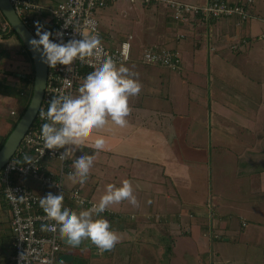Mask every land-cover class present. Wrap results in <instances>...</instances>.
I'll return each instance as SVG.
<instances>
[{
    "label": "crops",
    "instance_id": "crops-1",
    "mask_svg": "<svg viewBox=\"0 0 264 264\" xmlns=\"http://www.w3.org/2000/svg\"><path fill=\"white\" fill-rule=\"evenodd\" d=\"M33 1L50 7L61 0ZM178 1L203 6L214 0ZM224 1L242 5L245 17L198 22L200 16L190 14L182 25L187 39H180L178 28L175 39L142 46L187 54L188 59L180 57L178 71L140 62L132 42V58L123 65L136 74L141 88L129 97L127 124L120 127L109 120L93 129L71 154L62 183L96 203L107 184L119 186L127 179L137 203L123 200L98 214L119 237L112 249L98 252L87 239L77 247L62 244L60 264H264V0ZM126 6L131 4L120 0L97 12L110 44L137 29L138 17L128 19ZM160 6L165 19L170 18L165 5L139 4L143 17L146 8L148 13ZM5 23L0 22V45L13 39L4 36ZM150 27L157 36L165 35V29ZM12 58L8 66L13 78H0V98L25 101L33 63L22 49ZM21 110L12 108L8 114L15 117ZM13 122L0 119V141ZM97 136L105 138L104 150L90 146ZM80 153L94 155L83 184L70 175L72 160ZM47 164L57 170L56 162ZM0 201V224L5 226L0 230V264H12L10 213L1 193Z\"/></svg>",
    "mask_w": 264,
    "mask_h": 264
},
{
    "label": "built area",
    "instance_id": "built-area-1",
    "mask_svg": "<svg viewBox=\"0 0 264 264\" xmlns=\"http://www.w3.org/2000/svg\"><path fill=\"white\" fill-rule=\"evenodd\" d=\"M120 0H61L55 6L43 7L33 0H10L21 21L35 36V22L43 24L44 29L52 33H63V41L82 39L83 35L95 33L100 38V50L85 57L82 61L74 59L71 65H57L55 68L47 66L46 83L37 114L27 132L21 139L10 160L0 169V193L10 213V229L12 234L13 254L12 264H56L57 256L61 252L62 235L58 228L53 230L56 222L46 216L40 206V198L51 192H61L64 196L63 204L83 209L90 208L95 202L86 198L78 188L66 189L62 178L70 172L69 158L63 160L60 149H46L41 139V125L45 122L39 112L47 110L51 99L61 94L77 95V89L82 78L92 71V66L110 56L117 66L127 63L132 58V35L127 34L118 43L110 44L102 35L97 12ZM129 4H160L170 10V18L186 22L190 14L199 15L202 21L218 19L223 16L237 14L245 17L242 5H233L224 0H214L203 6L194 5L178 0H124ZM8 24L3 25V30ZM55 42H60L55 35L51 36ZM129 44L127 58L121 55L123 43ZM153 57L145 58V54ZM144 64H157L171 70H180L181 59L175 49L158 47L155 45L142 47L137 54ZM65 147H71L67 145ZM47 161L57 163L54 171ZM30 179L36 185L25 182ZM75 194V195H74ZM82 199L84 203L78 204ZM105 212V211H104ZM103 213V212H102ZM25 253L20 261V254Z\"/></svg>",
    "mask_w": 264,
    "mask_h": 264
},
{
    "label": "clouds",
    "instance_id": "clouds-1",
    "mask_svg": "<svg viewBox=\"0 0 264 264\" xmlns=\"http://www.w3.org/2000/svg\"><path fill=\"white\" fill-rule=\"evenodd\" d=\"M55 35L60 42L50 39ZM32 49L39 53L41 61L50 68L58 64L69 66L74 59L84 60L85 57L99 52L101 44L97 34L83 35L82 39L63 41V33H52L44 29L43 24L35 22V38L28 41ZM129 44L123 43L121 55L127 58ZM147 60L153 59L147 53ZM135 73L123 64L117 66L110 56H106L92 66V71L82 78L77 95L61 94L50 100L47 110L39 112L45 122L41 125V139L46 149H60L63 160L75 152L93 129L104 127L109 120L120 127L127 124L126 117L130 112L129 97L137 95L141 84L135 79ZM70 145L71 147H65ZM99 151L106 147L103 136H97L90 145ZM94 155L80 153L72 160L73 172L70 175L83 184L88 178L93 165ZM75 195V194H74ZM61 192L47 193L40 198V206L46 216L56 222L53 230L59 232L72 244L78 245L82 239L90 240L97 251L110 250L118 242L119 237L110 228L109 222L99 213L114 203L127 200L137 203L133 194L132 184L124 179L119 186L109 183L98 202L90 208L79 212L63 204ZM83 204L82 199L77 200ZM95 217V218H94ZM25 253L20 254V261Z\"/></svg>",
    "mask_w": 264,
    "mask_h": 264
},
{
    "label": "rangeland",
    "instance_id": "rangeland-1",
    "mask_svg": "<svg viewBox=\"0 0 264 264\" xmlns=\"http://www.w3.org/2000/svg\"><path fill=\"white\" fill-rule=\"evenodd\" d=\"M48 0H39V2H47ZM50 3L56 2L57 0H49ZM48 1V2H49ZM48 3V4H50ZM54 4V3H53ZM52 5V4H51ZM127 14H128V19L131 18L132 20H135L138 17V21H136L135 23L137 24V29L134 30V32H132L133 35V45L136 47V49L139 50L140 52V48L146 44H148L149 42H155V41H161V42H168L170 40H172L173 38L175 39V33L177 32V29L180 28L181 29V33H182V37L180 39H184L182 41H184L185 39H187L188 37L186 36V32L185 30L183 31V23L181 21H177L174 20L172 18H166V12L163 11L162 7H158L157 10H153L147 13V9L145 10L146 15L143 17L142 16V11L144 10L143 8L139 7V4H133L131 5V7H127ZM141 10V11H140ZM146 17V18H145ZM149 19V21H148ZM170 21V23L168 22ZM0 22H2V17H1V13H0ZM150 22H153L155 24V26L153 27V24H151ZM175 24H177L178 26H176ZM127 25H130L129 23H127ZM131 26V25H130ZM150 26H152L155 31L160 32L161 29H165L164 33L165 35H162L160 33L159 36H157V33L155 32H151L150 31ZM167 26V27H166ZM31 33L32 30L34 29L31 27L28 28ZM133 29V27H132ZM123 30V29H120ZM3 31V30H2ZM128 32L130 30H127ZM103 33L107 34L108 36V32H104ZM110 35V34H109ZM117 35V34H116ZM118 35H120V33H118ZM180 37L181 35L177 34L176 37ZM109 37V36H108ZM116 40H120L123 37L122 36H115ZM165 38V39H164ZM195 38V37H194ZM179 39V40H180ZM196 40V38H195ZM6 45H0V61L4 60L7 61L5 63V65L3 63L0 62V78L1 80H7V76L10 78H13V75H11V71H10V65L8 66L9 62L12 60L14 61L15 58L14 57L16 51L21 50L22 47L19 44L18 40L15 38V36H13L12 41L10 42H5ZM169 46V45H167ZM180 46V45H179ZM23 50V49H22ZM24 54V53H23ZM182 56H180L181 58H183V55L186 57V59H188V55L187 54H181ZM14 63L12 62L11 65H13ZM4 73L6 74V76L1 77L4 75ZM30 90H32V86L30 87ZM28 98H26V100L24 101L23 99L19 98V96L16 97H2L0 98V119L4 118L7 122L11 123L14 121V119L16 118V116L14 117L13 115H9V110L14 108L16 110H18L19 108L22 107V109L24 108V106L27 103ZM1 144V143H0ZM0 203H2V201H0ZM236 223L238 224V219L236 220ZM244 224V223H243ZM239 226H241L240 224H238ZM237 225V226H238ZM5 229V226L2 227V225L0 224V230ZM5 239L3 241H1V246H5ZM5 250V249H2ZM5 261V258H4ZM56 264H60L58 261L56 262Z\"/></svg>",
    "mask_w": 264,
    "mask_h": 264
},
{
    "label": "water",
    "instance_id": "water-1",
    "mask_svg": "<svg viewBox=\"0 0 264 264\" xmlns=\"http://www.w3.org/2000/svg\"><path fill=\"white\" fill-rule=\"evenodd\" d=\"M0 13L6 20L8 26L16 33L17 37L22 42L25 49L28 51L33 63V81L31 85V96L29 98V102L25 110L23 111L16 124L14 125L13 129L10 131L4 143L0 147L1 169L13 156L21 139L23 138L24 134L27 132L28 128L35 119L39 105L41 103L43 90L46 83L47 65L41 61L39 53L35 52L29 45L28 41L32 38H35V36L21 21L10 0H0ZM61 241L63 244L66 245H71L75 247L79 246V244L72 245L63 235ZM90 249L93 250L95 249V247L91 246Z\"/></svg>",
    "mask_w": 264,
    "mask_h": 264
},
{
    "label": "trees",
    "instance_id": "trees-1",
    "mask_svg": "<svg viewBox=\"0 0 264 264\" xmlns=\"http://www.w3.org/2000/svg\"><path fill=\"white\" fill-rule=\"evenodd\" d=\"M199 16V15H198ZM1 17H2V20H3V22H6V20L4 19V17L1 15ZM4 33H6V35H4V36H15V38L18 40V42H19V44L21 45V47H22V49H23V53H24V55L29 59V61L30 62H32V59H31V57H30V55H29V53H28V51L25 49V47H24V45L22 44V42L19 40V38L17 37V35H16V33L8 26V29H6V30H4L3 31ZM0 33H1V31H0ZM31 84H32V82H31ZM30 96H31V90L29 91V93H28V95H27V98H28V100H27V103H26V105L24 106V108L20 111V113L16 116V118H15V120H14V122L12 123V125H11V127H10V129H9V131L6 133V135L3 137V139L0 141V147L2 146V144L4 143V141H5V139H6V137L8 136V134L10 133V131L13 129V127H14V125L16 124V122H17V120L19 119V117L21 116V114L23 113V111L25 110V108H26V106H27V104H28V102H29V98H30Z\"/></svg>",
    "mask_w": 264,
    "mask_h": 264
}]
</instances>
